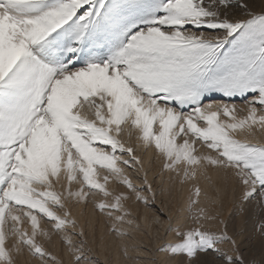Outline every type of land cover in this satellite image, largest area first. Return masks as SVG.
<instances>
[{"label": "snow or ice", "instance_id": "1", "mask_svg": "<svg viewBox=\"0 0 264 264\" xmlns=\"http://www.w3.org/2000/svg\"><path fill=\"white\" fill-rule=\"evenodd\" d=\"M125 127L180 183L214 169L238 182L244 203L264 206V144L238 138L264 133V8L253 11L249 0H0V264L25 254L62 264L47 247L56 238L86 264V241L70 234L72 207L97 197L110 231L129 235L130 196L109 186L148 198L126 172L142 161L122 141ZM193 195L188 217L167 228L174 240L158 248L163 264H203L209 255L244 264L223 247L236 248L227 226L208 227L217 217L198 207V185Z\"/></svg>", "mask_w": 264, "mask_h": 264}, {"label": "rangeland", "instance_id": "2", "mask_svg": "<svg viewBox=\"0 0 264 264\" xmlns=\"http://www.w3.org/2000/svg\"><path fill=\"white\" fill-rule=\"evenodd\" d=\"M249 3L251 5L253 11H255L257 13L260 12L261 8H264V0H249ZM217 101L218 102H229L227 100V98L221 97V96H219V94H217ZM231 102L235 103L238 108L245 109V111H241V112L238 113L241 117L245 116L247 114V112H246V104H245L244 100H242L241 98L237 97V98H235L234 101H231ZM257 135L258 134L256 133L255 137H252V139H251V138H249V136H245L244 134H241L238 138L241 139V140L248 139V140H250L253 143L259 142L261 144H264V139L261 136H259V135L257 136ZM148 150H152V152H153V156H152L153 164L158 165V166H156L157 168L159 166H161V168H158V171H156L155 182L152 184L153 188L151 187L152 188L151 192L147 191V186H145L143 184L142 185L144 187L141 184L138 186L132 180L133 183L136 186H138L137 187L138 189H140V187H141L140 190L143 191V193L147 196L149 204L148 203L145 204L142 201H139L136 198H134L133 194L127 192L128 190L125 189L124 186L122 185L124 190H125V193L129 194V196H130V199L125 202V208L131 213V217L130 218L134 221V223L132 225V228L129 230V235L126 236V237L132 238V236L134 237L138 233L137 234L138 236H140L141 238L147 239L145 241L146 245L142 246V249L147 250V251L150 249L151 251H150L149 254L151 256L148 255V257H146V259H149V258L151 259V257L153 256L152 259L155 258L157 260V259H159L156 256L157 253H158L157 252L158 248L162 244L169 242L168 240L166 241L167 236H168V232H167V228L168 227H166V226L165 227L164 226H156L155 227L156 229H154V228L152 229V227H150L149 225H145V223H143V221H142V211L144 209V206L153 207L152 210H154L162 219H167L168 218V216H167L168 214H166L167 211H165L164 209H169L170 208V210H171V208L174 206V204L171 203L173 201L171 199V195L174 193V190H175V184H174L175 182L174 181H177L180 178L176 177L174 173H170L171 177H169V182L172 181L170 183L172 186H169L170 188L167 186L169 188L168 189L166 187L165 183H164L167 180L168 172L162 171V160L160 159V157L158 156V154H157V152L155 151L154 148H150ZM199 150H200V152H203V153H207L208 152V150L206 148H203V147H200ZM136 152H137V150H136ZM139 158H141V157H139ZM142 165H143V163H142ZM134 166L135 165L132 164V167L127 168V169H129V171L132 170V172L134 174L137 173L136 177L138 176L137 178H140L139 172H138L139 170L137 169L138 167L137 166L134 167ZM143 166L141 167V170L145 169V168H143ZM130 178H131V176H130ZM157 181H159V182H157ZM227 181L229 182L228 184H230V181H231V176L230 175L227 178ZM114 185H116V183ZM117 186H118V184L116 185V188H117ZM119 186H121V185H119ZM57 190L61 191L62 189H60L58 187ZM74 190H75V186H74ZM164 192L171 194L170 197L166 199L165 196L163 195ZM235 196L236 195H234L233 197H235ZM241 196H242V194H241ZM241 196L236 197V200L238 199L237 201H235L234 199H231L228 208L226 210L224 209L226 212L224 210L223 211L220 210V211L217 212L218 215H217V213L213 214L215 216L217 215L216 216L217 219L214 220V221H210L208 223V227H210L212 231L220 233V232H223L225 230V225H226L227 226V232L230 233V234L228 233V235L231 236L236 241V248L234 249L233 246L231 245V243H226V244L223 245L224 249L229 251L230 253H232L234 256L242 257V259L244 261V264H264V231H262L261 227H260L261 224L264 223V206H261V205L257 204V202H255L254 204H251V206H250V204H246L245 203V205H244L245 207H241L244 204V202L241 199ZM233 197H231V198H233ZM100 199H102V197H97L95 199V202H93V200L90 199L89 202H87V203H84V204H81V205H75V206L72 207V211L75 209V207L76 208L77 207H81L83 213L85 212L84 213V217L82 219H80L79 221L77 219H75L73 217V215H72V218L75 219L76 222H77V227H76L75 230H70V234H72L73 240H74V242L76 244H80L82 240L86 241V243H85V255L87 256L86 264H88V263L89 264H91V263L92 264H109V262L104 263V260H102L101 255H99L100 251H99V248H98V243H99V241L101 242L102 240H104L107 237V234H108V236L110 235V237H112V238L116 237L115 239H117V238L119 239L118 236H116L115 234H113L110 231L111 222L109 221L108 217L106 215H104L103 213H101L95 206V203H98ZM165 199L167 201H165ZM169 199L171 200V202L169 201ZM135 202H136V204H134ZM168 202H169V204L171 203V205H168ZM128 203H129L130 206H132V208L129 207ZM165 203H166V205H165ZM172 204H173V206H172ZM137 205L139 207L138 208L139 211L134 210L135 208L137 209ZM234 205L236 207H238V208L236 209V207ZM246 206L248 208H246ZM89 207L93 208L94 209L93 211H95L94 218L96 220L94 219L93 220L94 222L93 221L91 222L90 220H92V219L88 218L89 214L87 213V211L89 210ZM133 207H134V209H133ZM233 207H235L234 209L236 211L238 210V212L234 211ZM242 208H244V209H242ZM232 210L234 212H232ZM241 212H243V214ZM247 212H250V214L247 213ZM87 214H88V216H87ZM221 215H222V217H221ZM239 216H241V217H239ZM249 216H250L251 219L249 218ZM240 218H242V219L240 220ZM220 220H223L224 223L221 224ZM246 221L249 222V223L247 224ZM250 223H252V224H250ZM41 225H42V227H44L46 229L49 227V224H48L46 219L41 221ZM252 226H253V228H252ZM146 227H148V228H146ZM81 230H83V232H84V236L83 237H80L78 235ZM161 236L163 238L164 237L165 238L162 239ZM160 237H161V239H160ZM156 240L158 241V243H157ZM117 241H119V240H117ZM159 241H161V242H159ZM47 247L49 248L50 251H52L62 261V264H67V263L68 264H77V262L75 260V257L71 256L68 253L66 245L59 238H56L55 242L52 243V244H48ZM123 247L124 246H121V251L124 250ZM96 252L98 254H96ZM212 257L213 256H211V255L205 256V258L208 259V260L205 259V262H204V257H201L203 259V260L202 259L201 260L203 261V264H213V263L214 264H219V261L217 260V258L214 256L213 257L214 260H211ZM157 261H159V260H157ZM210 261H212V263ZM19 264H34V261L31 259V257H29V256H27V254H25L24 256L20 257Z\"/></svg>", "mask_w": 264, "mask_h": 264}, {"label": "bare ground", "instance_id": "3", "mask_svg": "<svg viewBox=\"0 0 264 264\" xmlns=\"http://www.w3.org/2000/svg\"><path fill=\"white\" fill-rule=\"evenodd\" d=\"M129 132H131V135H129ZM257 134L259 136H261L263 139H264V133L262 132H257ZM257 135V136H258ZM137 136H138V133L135 132L134 130L130 129L129 127H125V130L124 132L122 133L121 135V139L122 141L125 143L126 146H131L135 149V151L137 150V156L138 157H141L139 158L142 163H143V168H145L144 170L142 169L141 170V166L138 165V164H135L134 162L132 163L133 165H135L134 167H138L137 169L139 170V176L140 178H137L136 177V174H134L131 171H129V169L126 168V172L128 173L129 177L131 176V179L135 182L136 185H145L148 186L151 185L152 187V184L155 182V175H156V171H158V168H161V166H159L158 168L156 166L158 165H155L153 164V152L152 150H148V149H145L143 148L138 140H137ZM249 138L252 139V136H249ZM262 139V140H263ZM140 155V156H139ZM124 158L125 159H129L131 161V158L127 156V154L124 155ZM160 165V164H159ZM140 168V169H139ZM135 171V170H134ZM167 175V174H166ZM145 177H147V183H145ZM162 177V176H161ZM169 177H171V174L168 173V177H167V180L164 182L166 187L168 186H172L170 183L172 181L169 182ZM159 178V177H158ZM173 178V177H172ZM171 178V179H172ZM176 178V177H175ZM170 179V180H171ZM173 180V179H172ZM174 181V180H173ZM159 182V181H157ZM175 183V190H174V193L171 195L169 193H163V195L165 196V198H169L170 195H171V199L173 200L171 202V200L169 199V201L172 204V208L170 210L169 209H164L166 212V214H168V218L167 219H162L153 209V207H146L144 206V209L142 211V221L143 223H145V225H149L150 227H152V229H156L155 227L156 226H166V227H169V226H172L176 223L177 219L178 218H187L188 217V209H189V204H190V200L192 198H194V195H193V188L195 185H198L201 190H202V195L200 197V204L198 205V207H202V208H206L209 210V212L211 213V215L217 213L218 211L220 210H226L230 204V201L231 199H234L235 201L236 200V197L238 196H241L242 194V188L241 186L238 184L237 181H235L234 178L231 177V181H230V184H228L229 182L227 181V179H225L224 177V174L222 172H217L216 170L214 169H209L207 174L206 175H203V176H200L198 177L197 180H194V181H189V182H186V183H180V179H178L177 181H174ZM161 183V182H160ZM115 183H113L112 185H110V189L111 188H116V185H114ZM159 184V183H158ZM173 184V185H174ZM142 185V186H143ZM119 186V185H118ZM117 186V190L118 191H122V192H125L123 186ZM137 186V187H138ZM144 187V186H143ZM157 187V186H156ZM167 187V188H168ZM174 187V186H173ZM153 188V187H152ZM170 188V187H169ZM168 188V189H169ZM126 189V188H125ZM141 189V187H140ZM165 191V190H164ZM172 191V190H171ZM128 192V191H127ZM143 192V191H142ZM157 192V191H156ZM160 192V191H159ZM162 192V191H161ZM161 194V193H160ZM131 195V194H130ZM234 195H236L235 197H233ZM155 196V195H154ZM161 196V195H160ZM133 197L135 198V196L133 195ZM233 197V198H231ZM165 199V201H167ZM233 200V201H234ZM134 201V200H133ZM132 201V202H133ZM159 201V200H158ZM164 201V202H165ZM171 203L169 204L168 202V205H171ZM232 203V202H231ZM241 203V202H240ZM255 201H253L251 204H254ZM136 204V202L134 203ZM133 204V205H134ZM149 204V203H148ZM250 204V206H251ZM129 205V203H128ZM166 205V203H165ZM237 205V204H236ZM240 205V204H239ZM245 203L243 204V206L241 207H245L244 206ZM160 206V205H159ZM235 206V205H234ZM255 206V205H254ZM253 206V207H254ZM257 206V205H256ZM130 208H132V206L129 205ZM165 207V206H164ZM169 207V206H168ZM236 207V206H235ZM233 207V210L236 211ZM138 205H137V209L133 207L134 210L136 211H139L138 210ZM141 208V207H140ZM160 208V207H159ZM238 207H236L237 209ZM240 208V207H239ZM246 208H248L246 206ZM245 208V209H246ZM251 208V207H250ZM244 209V208H242ZM88 210V209H87ZM94 209L89 207V210L87 211V216L88 218L92 219L90 220L91 222L95 219L94 216H95V211H93ZM224 210V211H225ZM232 210V212H234ZM241 210V209H240ZM249 210V209H248ZM86 211V210H85ZM226 212V211H225ZM238 212V210L236 211ZM73 213V217L75 219H77L78 221L80 219H82L84 217V213L81 209V207H75V209L72 211ZM243 214V212H241ZM250 214V212H247ZM252 213V212H251ZM222 214V213H221ZM226 214V213H225ZM236 214V213H235ZM241 214V215H242ZM218 215V213H217ZM216 215V216H217ZM247 215V214H246ZM101 216V215H100ZM215 216V215H213ZM253 216V215H252ZM251 216V217H252ZM222 217V215H221ZM241 217V216H239ZM243 217V216H242ZM247 217V216H246ZM170 219V223L167 224V225H162L161 224V221H167ZM250 218V216H249ZM253 218V217H252ZM242 218H240L241 220ZM251 219V218H250ZM96 220V219H95ZM238 220V219H237ZM82 221V220H81ZM80 221V222H81ZM239 221V220H238ZM83 222V221H82ZM94 222V221H93ZM245 223V222H244ZM246 223L248 224L249 222L246 221ZM245 223V224H246ZM241 224V223H240ZM252 224V223H250ZM250 227V226H249ZM148 228V227H146ZM238 228V227H237ZM253 228V226H252ZM247 230V229H246ZM102 231V230H101ZM157 231V230H156ZM101 233V232H100ZM229 233V232H228ZM138 234V233H137ZM135 235L134 237L132 236V238H128V237H119V239H115V238H112L110 237V235L108 236L107 234V237L102 240L101 242L99 241L98 243V248H99V251H100V254L101 257H102V260H104V263H107L109 262V264H148V262L152 259L149 258V259H146V257H148V255H145L146 252H148L147 250H144L142 249V246L146 245L145 241L147 239H144V238H141L140 236L138 235ZM230 234V233H229ZM140 235V234H139ZM106 236V235H105ZM243 236V235H242ZM251 236V235H250ZM162 237V236H161ZM160 237V239H161ZM238 237V236H237ZM165 238V237H164ZM162 237V239H164ZM243 238V237H242ZM144 239V240H143ZM241 239V238H240ZM119 240V241H117ZM172 241L174 240V236L171 234V233H168V236H167V239L166 241ZM239 240V239H238ZM157 241V240H156ZM161 242V241H159ZM158 243V241H157ZM160 244V243H159ZM96 245V244H95ZM121 246H126L129 250V253H130V256L129 257H124L123 255V251H121ZM249 246V245H248ZM255 246V245H254ZM123 247V248H124ZM246 247V246H245ZM96 248V247H95ZM144 248V247H143ZM147 248V247H146ZM158 248V247H157ZM97 249V248H96ZM135 249V250H134ZM155 251V250H154ZM158 252V251H157ZM156 252V253H157ZM155 253V254H156ZM96 254H98L96 252ZM98 255V256H99ZM151 256V255H150ZM155 256V255H154ZM157 260H159L161 262V264H163L164 261L167 260V257H165L162 253H157ZM212 256V255H211ZM214 257V256H213ZM211 258V260H214V258ZM69 258V257H68ZM70 259V258H69ZM90 259V258H89ZM202 259V258H201ZM205 256H204V262H205ZM66 260V259H65ZM68 260V259H67ZM71 260V259H70ZM203 260V259H202ZM208 260V259H206ZM96 261V260H95ZM101 262V261H100ZM203 262V261H202ZM208 262V261H207ZM212 263V261H210ZM209 262V263H210ZM216 262V261H215ZM102 263V262H101ZM34 264L35 261H34ZM68 264V263H67ZM89 264V263H88ZM92 264V263H91ZM214 264V263H213Z\"/></svg>", "mask_w": 264, "mask_h": 264}]
</instances>
